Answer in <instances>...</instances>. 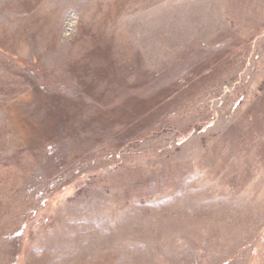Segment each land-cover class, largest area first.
<instances>
[{
    "label": "rangeland",
    "instance_id": "1",
    "mask_svg": "<svg viewBox=\"0 0 264 264\" xmlns=\"http://www.w3.org/2000/svg\"><path fill=\"white\" fill-rule=\"evenodd\" d=\"M0 264H264V0H0Z\"/></svg>",
    "mask_w": 264,
    "mask_h": 264
}]
</instances>
